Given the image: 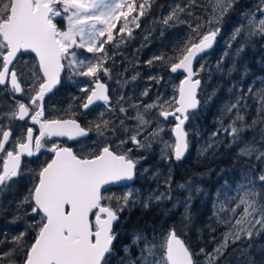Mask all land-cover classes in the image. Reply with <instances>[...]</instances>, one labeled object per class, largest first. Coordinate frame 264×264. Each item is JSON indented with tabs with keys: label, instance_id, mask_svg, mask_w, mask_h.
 <instances>
[{
	"label": "snow or ice",
	"instance_id": "obj_1",
	"mask_svg": "<svg viewBox=\"0 0 264 264\" xmlns=\"http://www.w3.org/2000/svg\"><path fill=\"white\" fill-rule=\"evenodd\" d=\"M196 2L189 0L186 7L177 4L163 18L162 23H183L181 15ZM207 2L212 6L207 23H215L217 27L201 33L204 25L197 23L195 28L189 25L192 35L182 47L174 50V56L166 60L162 54L147 61L149 65L154 60L163 61L171 73L181 71L186 74L179 83L178 96L170 101L158 97L154 103L145 105L143 111L138 105L131 104L129 106L135 109L131 117L121 105L124 97L119 96L115 103L119 106V112L124 114V119L114 124L104 119L105 113L101 112L97 122H90L84 127L75 118L43 119L45 95L60 83L66 62L67 67L74 71L83 69L76 71V75L95 78L91 88H81L87 95L79 107L87 111L99 102L107 112H114L108 86L98 77L100 72L105 75L109 73L105 65L111 57L105 51V44L115 40L113 33L118 23L120 28L117 35L120 41L123 42L124 33L131 37L133 28L130 25L140 27L139 20L151 8V0H140L139 3L137 0H0V86H5L15 100V106L5 115L9 122L30 120L39 125V134L35 137L32 127L25 130L21 126L14 139L11 128L0 125V196L11 190L14 178L22 175L23 158L37 156L46 147V139L67 137L77 140L79 144L77 151L56 144L47 148L54 157L34 172V182L16 204L17 214L12 219L13 223L20 220V213L32 218L28 229L35 233L34 242L25 241L27 230L21 231L11 238V248L0 252V264H5V261L7 264H17L18 254H22L21 264H108L106 257L111 254L117 238L114 224L120 219L119 213L129 207L130 200L134 204L140 199V194L132 190L121 195L104 194L109 191L105 186L132 181L136 176L139 160L130 155L133 151L131 147L123 146L130 142L140 150L150 148L153 142L161 139L163 128L159 123L152 128V120L146 118L155 108L158 109L159 117L167 120L172 116L178 121L172 129L175 133L174 143L163 142L161 158L168 159L170 149L175 160H180L188 149V133L184 124L189 119V110L196 109L200 104L197 94L201 87V80L195 78L199 72H194L193 62L213 47L220 31V21L237 0ZM187 14L192 15L191 12ZM245 16L247 30L238 27L231 37L236 40L242 31L245 33L236 49L237 55L243 51L244 43L253 36H264V0H258L256 10L247 12ZM58 17H66L65 30H61L54 22ZM76 49L86 50L93 55L91 58H81ZM29 51L38 57L35 67L18 60V54ZM18 66L28 85L27 104L15 97V94L25 92L17 75ZM217 67L219 69V63ZM202 70L203 65L200 66ZM150 79L159 82L162 77ZM247 93L245 95L241 91L234 102L223 110V116L231 115V119L228 126L222 127L220 131L232 136L234 140L245 128H255L257 124L264 123V116H261L264 113V88L253 92L250 87ZM142 95H147V92ZM249 97L258 105L256 111L260 117L251 124H247L242 115ZM126 119L135 120L134 127L125 125ZM117 128L123 133V138H117L113 145L108 142L109 133L114 137ZM90 132H95V140L89 138ZM261 135L264 136V129H261ZM241 154L249 157L255 155L258 161L264 160V150L255 145L246 146ZM165 183L167 191L154 192L147 197V201L172 199L170 181L166 180ZM179 187L184 188L185 185ZM147 206L146 202L144 207ZM213 209L217 224L226 227L227 231L223 234L222 242L212 253L207 254L208 264H215L223 256L229 240L235 243L242 235L252 237L257 225L260 226L257 231H264V172L245 175L243 182L235 187L225 182L224 188L217 192ZM154 241L155 238L147 234H134L132 244L137 248L138 255L135 258L129 257L128 264H195L193 253L177 235L175 228L170 229L158 242ZM2 243L4 241L0 240ZM125 251H128L127 247Z\"/></svg>",
	"mask_w": 264,
	"mask_h": 264
},
{
	"label": "rangeland",
	"instance_id": "obj_2",
	"mask_svg": "<svg viewBox=\"0 0 264 264\" xmlns=\"http://www.w3.org/2000/svg\"><path fill=\"white\" fill-rule=\"evenodd\" d=\"M251 6V9L255 8L258 4V0H237V2L233 5V7L223 16L222 20L231 15L238 16L237 19H241L244 17V21L246 22L245 14H234V10L236 7H240L244 2ZM140 0H137L139 3ZM189 0H170V2L164 6L161 12H159L156 16H152L148 18V15L152 9H149L148 13L141 17L139 20L140 27L133 28L132 36L128 37L126 33H124L123 42L120 41V36L117 35L120 28V23L117 24L116 30H114L115 41L113 44L108 43L105 44V51L108 53L111 59L108 60V63L105 67L109 68L108 76L111 78V88L113 101L112 105L115 108V111L109 113L106 111V108L103 109L107 119L110 116L116 117L119 120L124 119V114L119 112V106L116 105V100L119 96H123L124 100L121 101V105L127 109V115L129 117L134 116L135 109L131 108L129 105L136 104L139 106L140 110L143 111V108L147 104L154 103L157 98H162L163 100L170 101L174 96H178V86L180 81L183 79V75L172 74L167 67L164 66L163 61L154 60L152 65H149L147 61L152 60L155 56L164 55L165 59L169 56H174V50L183 46L186 40L192 35V31L189 28V25L192 28H195L196 24L204 25L202 29L206 32L209 28H214V24H208L207 20L209 19V15L212 12V6L207 2V0H197L196 4L188 7L187 11L181 15L180 19L184 21L183 23L177 22H169V25H164L162 23L163 18H165L169 12L179 4L181 7H186L188 5ZM191 12L192 15L189 16L187 13ZM135 15V13H134ZM199 17V19H197ZM147 18V19H146ZM206 18V20H204ZM57 26L61 30L66 29L67 19L65 18H56L54 21ZM241 27L236 25V28ZM200 30V31H201ZM235 31V29H234ZM233 31V32H234ZM233 32H224L225 37L219 46V50L223 46L221 53L219 56L217 54H213L215 57L213 61H202L200 65L197 66L195 72H199V76L197 78L201 79L203 82V87L200 90L199 99L201 101L200 110L197 113L189 114V123L187 126L188 133V142L190 146V157L189 163H192L196 168L205 171V173H209L211 166L213 165V170L211 174L217 173V190L213 194V204L216 202L217 192L224 188L225 182L228 185L235 187L238 183L243 182V176L237 182L230 180L233 177V173L230 171H226L224 168H220V162H232L235 167H238L234 159V155L226 156V154L219 155V149L224 142H229L231 145L230 148L235 150L239 155L241 154V150L244 149L248 145H255L256 148L264 150V136L261 134L258 135V142L252 144L251 141L247 138H243V134H247L250 128H245L244 131L239 133L238 138L234 140V138L227 133L220 131L222 127H227L229 121L231 119L230 116H223V110L226 106L230 105L234 102L235 98L241 94V91L247 95L248 88H252L253 92L260 88H264V77L253 76L252 84L246 85L245 87L241 86H231L226 87L229 84V79L232 78L231 75L236 72L244 73L248 75L249 71L247 67L250 61H238V55H236V49L239 45H233L236 40H232ZM243 32V31H242ZM241 32V34H242ZM254 37H263L261 35H256ZM238 39V38H237ZM241 40V35H240ZM118 46H115L117 45ZM231 45V47H229ZM233 45V46H232ZM231 52V55L227 54V51ZM77 54L81 56V58L89 57L91 58L93 54L87 53L86 50L76 49ZM83 53V55H81ZM99 55V54H97ZM228 55V56H227ZM19 61L23 64L27 62L29 66H36L35 57L33 55H23ZM171 63V61H169ZM219 63V69L217 67ZM203 65V70L200 71V66ZM21 72V67H19ZM25 71L27 69L25 68ZM112 73L116 74V77L113 78ZM30 74V73H29ZM135 76L136 79H132ZM22 77V76H21ZM150 77H162V79L157 82L156 79H150ZM23 81L24 78L22 77ZM220 79V80H219ZM25 82V81H24ZM29 84L31 81L28 82ZM208 84H212L215 86V90L210 91L207 87ZM219 89V90H218ZM222 90V94H221ZM147 92V95H142V93ZM221 94V96H220ZM12 93L10 92V97L12 99ZM28 95V92L27 94ZM25 95V96H26ZM220 96V97H219ZM251 99V97H249ZM247 100V108L242 109V115L245 117V122L247 124H251L247 118L248 116L254 117V119H260L257 115V107L256 103L253 111L249 110L250 102ZM10 111L15 106V104H9ZM235 110H233L232 115H234ZM264 116V113L261 114ZM223 117V122L221 123ZM146 118L152 120V128L157 126V123L163 128V132H161L160 140H157L152 143L150 148L137 150L135 146H133L130 142L125 144L124 148H129L131 146L132 149L135 148V151L138 152L141 161H147L148 164L144 165V169L142 170L145 174L143 180L145 183H155V186H147L145 189H141L139 187L126 189L125 192L132 190L134 193L138 192L140 194V199L136 201L134 204L132 201H129V207H126L122 214L124 213V217L122 220L118 221L114 227L117 230L116 240L114 241L113 250L111 254H109L106 259L108 260V264H128L129 257L135 258L138 255L137 248L133 246L132 240L133 236L136 233L147 234L150 238H155L154 242H158L161 240L170 229H155L154 234L149 235L147 231V225H150L151 230H154L151 224L145 223L146 214L150 211H157L158 218L161 219L162 225L165 226L168 223H173L176 219H170L165 215V204L169 200H161V201H147V197L154 192H165L163 186L166 185V180L170 181L171 175L173 172V164L172 161L174 159V155L169 149L168 159L161 158V148L164 146L163 142H167L169 144L174 143L173 131L176 122L174 119L163 120L162 117L158 116V109H152L151 113L146 115ZM125 125L129 128L134 127L136 124L135 120L126 119L124 120ZM239 127V125H238ZM262 127L264 129V123H259L256 125L254 129ZM120 131L119 128H117ZM121 138H123V133L121 132ZM260 138V139H259ZM131 154V153H130ZM219 155V156H218ZM245 158H250L258 162L255 158V155L249 157L246 155H242ZM242 157V158H243ZM170 160L168 164L167 161ZM212 160V161H209ZM262 172H264V160H260ZM190 166V164H189ZM147 169V171H145ZM232 170V169H231ZM249 170H246L245 175L249 174ZM253 175H258L252 173ZM225 175H227V181L225 179ZM194 179H196L199 183L203 180H206L210 177L209 175H197L195 174ZM220 183V185H219ZM200 189V191H196V189ZM196 191L198 196L207 197V192H204L201 186L196 185V188L192 189ZM124 192V193H125ZM206 195V196H205ZM223 193H221V197ZM11 204L12 200L9 201ZM148 203L147 207H144L145 203ZM179 204L175 205L176 209ZM205 205H200L199 211L195 214V217H191L190 215H185L184 217V225L182 227H178L176 230L177 235L181 237L185 242L189 240V242H193V237L196 238V244L194 245V249L191 247L188 248L193 253V259L195 264H208L206 256L208 253H212L213 250L222 242L223 234L227 231V228L221 225H218L217 222H207V218H203V223L200 225L201 214L203 213L201 207ZM9 204L5 202H0V212L5 213V215L0 217V240L4 241V243L0 244V252L7 251L12 247L10 243L11 238L18 235L21 231L27 230V234L25 236V241L34 242L35 233L32 230L28 229V223L30 221H26V224H22L19 220L15 223L12 222L13 215L16 214L11 208H8ZM139 210L140 213L137 214L135 210ZM207 212V210H204ZM238 211H240L238 209ZM147 212V213H143ZM173 212V211H170ZM169 212V213H170ZM214 212V209H213ZM8 213V214H7ZM119 213V214H121ZM22 214V213H20ZM132 215L134 217V221L130 220L129 216ZM215 218L214 215L212 216ZM163 218V219H162ZM212 219V220H213ZM136 220L143 221L140 227L135 225L137 223ZM145 220V221H144ZM154 217L150 218V221H153ZM166 221V222H165ZM156 223V222H155ZM144 224H147L146 226ZM130 225L137 226L135 228H129ZM155 227V225H154ZM168 227V225H167ZM259 225L256 226V229L253 230V236L247 237L242 235L241 238L235 243L229 240V244L227 249L224 251L223 256H221L218 260L215 261V264H233L235 263H245L246 262V252L243 250L241 244L245 240H250L253 238L259 237L260 234L264 231H257L259 229ZM130 230V231H129ZM261 239H264L261 238ZM254 244V243H253ZM127 247L128 251H125ZM256 247V246H254ZM201 249L204 251L201 252ZM246 256V257H245ZM245 259H242L244 258ZM17 264H21L22 262V254H18L16 257ZM7 264V261H5Z\"/></svg>",
	"mask_w": 264,
	"mask_h": 264
},
{
	"label": "flooded vegetation",
	"instance_id": "obj_3",
	"mask_svg": "<svg viewBox=\"0 0 264 264\" xmlns=\"http://www.w3.org/2000/svg\"><path fill=\"white\" fill-rule=\"evenodd\" d=\"M256 9H251V6L246 3V1L240 6L236 7L234 10V14H245L249 11H255ZM238 16H235V18L231 20H221L219 23V29L221 31V34L217 40L216 47L213 51L217 54V56L220 55L218 51L219 46L223 39L224 30L220 25L224 23V25L228 24V27L226 29H233L234 26L239 25L244 28V30H247V23L244 21V17L241 19H237ZM214 28L217 27L216 24H214ZM244 32V31H243ZM263 37H252L253 40H262ZM209 58L208 54L204 57L202 61H205ZM201 61V62H202ZM38 61H35L37 65ZM199 63V65L201 64ZM66 66L64 68L63 75L61 76V82L60 85L53 89L50 93H47L44 98L43 106H44V117L43 119H69V118H75L80 123L81 126L87 127V125L91 123H95L99 120L100 113L103 112V109L105 106H103L101 103L98 102L97 105H94L90 107L89 110L85 111L79 107L87 93H84L81 91V88L83 87H89L91 88L93 85V81L95 78H89L85 76H79L76 75V71H81L83 69H76L75 71L69 67H67V63L65 62ZM110 69V67H109ZM17 75L20 77L21 85L25 88V92L23 94H15V97L17 100H20L21 102L27 104L29 103L27 99V92H28V85L25 84L21 77V72L19 69V66L17 67ZM113 78L116 77V74L112 73ZM98 77L101 82L106 83L108 86V94L111 97V102L113 101V95H112V88L110 85L111 78L108 75H105V73L100 72L98 73ZM201 80V79H200ZM202 81V80H201ZM203 87V82H202ZM201 87V88H202ZM26 95V96H25ZM200 95V93H199ZM9 104H15V100L11 99L10 97V91L7 90L5 86H0V125H4L6 128L10 127L13 134V139L17 137L21 126L26 130L27 127H32L34 130V137L39 134V125L33 124L30 120L27 122L25 121H19V120H13L9 122L6 113H10V105ZM201 107V101L200 106L197 111L194 113H197L200 110ZM73 114H75L73 116ZM192 114V113H191ZM104 119H107L106 115H104ZM163 119V118H162ZM174 119L173 117L168 118ZM110 122H113L114 124H118V120L114 116H110L108 119ZM164 120V119H163ZM176 122V120L174 119ZM189 120L187 122V125L185 127V130H187ZM187 132V131H186ZM89 138L91 140L96 139L95 132L89 133ZM117 138H121V132L119 130H116V135L113 137L109 133V140L108 142L111 144H115ZM11 142V141H10ZM46 147L41 149V152L37 156L33 157H24L21 165V171L22 175L15 179L14 186L11 188L10 191H6L2 196H0V202H5L6 204H9L8 208H11L16 211V204L19 202L20 199L23 198L24 195L27 194V190L32 186V183L34 182V172L38 170V168L44 164L45 162H50V160L54 157V154L47 151L48 147H51L53 144L59 145L61 147H70L74 151H77L79 148V144L77 140H71L67 137H52L51 139H46L44 141ZM8 146L6 145V148ZM131 147V146H130ZM190 146L188 142V151L187 155L182 160H175L173 159L172 163L173 166V172L170 179L171 184V196L172 199H170L164 206L166 220L167 217H170V219H176L174 221L178 227H182L184 225V217L185 215H190L191 217H195V214L198 213L200 205H205V209L207 212L203 213L204 218H207V222H215L216 219H213V209H212V202H213V194L217 190V173L215 170L214 174H211L213 170V165L210 168L209 173H205V171H202L198 168L195 170V166L192 163H189V157H190ZM134 159H138L139 162L137 164L136 169V176L132 183L120 185L117 187H110L108 188L109 191L104 192L105 195H121L126 191V189H132L139 187L141 189L147 188V186H155V183H145L143 180V177L145 176L144 172L142 171L144 169V165L148 164L147 161H141V158L139 157V154L137 151H135V148L130 154ZM212 161V160H209ZM167 163H170V160L167 161ZM190 164V166H189ZM31 170V171H29ZM195 174L199 175H209L210 177L206 180H203L201 183H199L196 179H194ZM179 185H185L184 188H180ZM196 185H200L204 192H207V197H200L196 193V191H193V188H196ZM164 190L167 191L166 185L163 186ZM206 196V195H205ZM12 200V204L9 202ZM179 206L175 209V205ZM27 207V206H25ZM113 207H115V202H113ZM204 208L203 206L201 209ZM139 211V210H135ZM173 211V212H170ZM170 212V213H169ZM8 214V213H7ZM17 214V213H16ZM5 215V213L0 212V217ZM22 218L19 220L22 222V224H26V221H31V217H24L22 214H20ZM120 219L122 220L124 217V213L119 214ZM131 221L132 215L129 216ZM213 219V220H212ZM118 224V221L114 224V226ZM181 238V237H180ZM195 240L196 238L193 237ZM182 239V238H181ZM183 240V239H182ZM184 241V240H183ZM186 244V243H185ZM114 245V244H113ZM187 245V244H186Z\"/></svg>",
	"mask_w": 264,
	"mask_h": 264
},
{
	"label": "trees",
	"instance_id": "obj_4",
	"mask_svg": "<svg viewBox=\"0 0 264 264\" xmlns=\"http://www.w3.org/2000/svg\"><path fill=\"white\" fill-rule=\"evenodd\" d=\"M170 2V0H151V5H152V9L148 15L149 17L152 16H156L159 12L162 11V9L164 8L165 5H167ZM236 15H231L229 17H226L224 20H231L233 18H235ZM147 19V18H146ZM204 20H206V18H204ZM224 30H226V32H233L234 29H236V26L233 27V29L229 30L226 29L228 27L227 25H224V23H222L220 25ZM204 29L201 30V33H204ZM244 32H242L241 34V40L240 37H238V39H236V42L233 43V45H239L241 44V41L244 38ZM232 45V46H233ZM224 47L222 46L221 49L217 52L221 53L222 49ZM227 51V50H226ZM215 51H212L208 54L209 58L207 59L208 61H213V58L215 57L214 55ZM214 54V55H213ZM227 54L231 55L230 51H227ZM227 55V56H228ZM237 55V54H236ZM238 61H250L249 65L247 67V70L249 71L248 75H245L244 73H240V72H236L235 74L231 75L232 78L229 79L231 81H229V84L226 87H231V86H241V87H245L246 85H250L252 84V77L253 76H259V77H264V38H262V40H253L250 39L248 41H246L243 45V51L239 53L238 55ZM206 61V60H205ZM220 80V79H219ZM209 88L210 91H213V89L215 90V86H213L212 84H208L207 86ZM219 90V89H218ZM222 90H221V94H222ZM220 94V96H221ZM219 96V97H220ZM252 99H249V102L251 103L249 106V110L247 111H253L255 108V105H253L252 103ZM247 120L251 123L254 120V117H249L247 118ZM261 129L262 127H259L257 129L254 128H250L248 130L247 134H243L242 137L243 138H247L251 141L252 144H256L258 142L257 137L259 134H261ZM260 139V138H259ZM230 144L229 142H224L221 147H220V151H219V155L221 154H226V156H232L234 155V159L236 161V163L238 164V167H235L234 164L232 162H223L221 161L219 164L220 168H224L226 169V171H230L231 173H233V177L230 178V180L237 182L241 179V176H245V172L246 170H249L250 173H255V174H260L262 172L261 169V161L256 162L255 160H252L250 158H245L242 155H239L235 150H233L232 148H230ZM218 155V156H219ZM243 157V158H242ZM232 169V170H231ZM227 175H225V179L227 181ZM220 185V183H219ZM202 210V212L204 213V208L200 209ZM137 214L140 213V211H135ZM143 213H147V212H143ZM203 213L201 214V220H200V225L203 223ZM145 218V223L151 224L154 228V230H151L150 225L144 224L145 226L147 225V233L149 235L154 234L153 232L156 231L155 229H172L178 228V225L173 222V223H168V227L167 225L163 226L162 225V221L160 218H158L157 216V211H153L150 210L146 215ZM154 217L153 221H150V218ZM132 220L134 221V217L132 216ZM163 219V218H162ZM137 223L135 225H137L138 227H140L139 225H141V223L143 221H139L136 220ZM156 222V223H155ZM166 222V221H165ZM155 225V227H154ZM137 226L134 225H130L129 227H127V229L129 228H135ZM115 231L117 230V226L116 228L114 227ZM130 231V230H129ZM260 239L259 237L257 238H253L250 240H245L242 242L241 246L243 248V250H245V252L247 253L246 256V262L245 263H239V264H264V239H261L264 237V232H262L260 235ZM196 240L193 238V242H189V240L187 242H185L189 247H191L192 249H194V245L196 244ZM254 243V244H253ZM256 246V247H254ZM245 256V257H246ZM242 258V259H245ZM221 264H224L221 263ZM233 264H238V263H234Z\"/></svg>",
	"mask_w": 264,
	"mask_h": 264
},
{
	"label": "water",
	"instance_id": "obj_5",
	"mask_svg": "<svg viewBox=\"0 0 264 264\" xmlns=\"http://www.w3.org/2000/svg\"><path fill=\"white\" fill-rule=\"evenodd\" d=\"M220 34H221V31H219V34H218L217 37H216V40H215V42H214V44H213V47H212L211 49L207 50L205 53L201 54V56L203 57V59H204V57H205L207 54H209L210 52H212V51L215 49L216 44H217V40H218ZM114 41H115V40H114ZM114 41L111 42V44H113ZM23 55H33V56L35 57V59L38 61V57H36L35 53H32V52H30V51H29V52H24V53H22V54H18V60H19ZM201 56H198L197 59H196V61L193 62V70H194V72L196 71V68H197V66L199 65V63L203 60V59H201ZM14 63H15V62H14ZM63 72H64V70L61 72V76L63 75ZM178 73L182 74L183 76L186 75V74L182 73L181 71H178L177 73H172V74H178ZM61 76H60V82H61ZM183 78H184V77H183ZM195 78H197V77H195ZM59 85H60V83H59L58 85H56L53 89L57 88ZM201 87H202V81H201ZM201 87H200V89L198 90V94H197V98H198V99H199V93H200ZM18 94H19V93H18ZM199 100H200V99H199ZM199 106H200V104H199ZM199 106H198L196 109H194V110H189L188 116H189V114L194 113L195 111H197L198 108H199ZM170 117H172V116H169L168 118H170ZM162 118H163V117H162ZM168 118H167V119H168ZM163 119H164V118H163ZM164 120H165V119H164ZM188 120H189V119H188ZM188 120L185 122V124H184V128L186 127ZM177 122H178V121H176V123H177ZM174 127H175V126H174ZM185 131H186V130H185ZM173 137H175V133H174V132H173ZM187 139H188V137H187ZM187 151H188V149H187ZM187 151H186V153L184 154V156H183L180 160H182V159L185 158V156L187 155ZM132 182H133V180H132V181H121V182H115V183H113V184H111V185H107V186H105V187L108 189V188H110V187H117V186H120V185L130 184V183H132ZM102 191H103V190H102ZM184 242H185V241H184ZM193 260H194V259H193Z\"/></svg>",
	"mask_w": 264,
	"mask_h": 264
}]
</instances>
